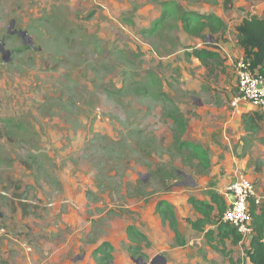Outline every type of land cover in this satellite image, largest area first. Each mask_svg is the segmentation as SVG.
Listing matches in <instances>:
<instances>
[{
  "label": "rangeland",
  "instance_id": "rangeland-1",
  "mask_svg": "<svg viewBox=\"0 0 264 264\" xmlns=\"http://www.w3.org/2000/svg\"><path fill=\"white\" fill-rule=\"evenodd\" d=\"M192 11L225 27L189 34ZM252 15L264 0H0V264H151L140 233L164 224L160 202L191 206L239 174L264 195V107L231 105L237 63L253 61L236 27ZM205 47L210 67L191 56ZM182 142L207 149L210 167ZM190 233L194 264H248L249 241L222 252Z\"/></svg>",
  "mask_w": 264,
  "mask_h": 264
},
{
  "label": "trees",
  "instance_id": "trees-1",
  "mask_svg": "<svg viewBox=\"0 0 264 264\" xmlns=\"http://www.w3.org/2000/svg\"><path fill=\"white\" fill-rule=\"evenodd\" d=\"M167 5V4H166ZM167 9H172L167 5ZM185 30L196 37L205 39L208 35L212 38L225 27L224 20L217 14H201L195 11L186 12L182 18ZM237 40L245 53L253 59L254 67L264 68V18L258 15H252L245 18L242 23L237 25ZM208 36V37H209ZM189 55V53H188ZM191 56L199 59L206 67H210L211 60L216 59L218 54L209 48H195L191 52ZM175 122L182 128L186 127L185 117L183 115L175 117ZM253 126H250L252 128ZM194 158L200 161V164L205 168L210 167L211 159L208 150L204 147L191 142H182ZM193 207L202 215L197 220L188 219L192 227L205 233V238L213 245V241L219 238L222 244H226V240H231L233 245H237L242 241V236L229 223L221 221L224 211L227 208V203L219 194H213L212 203L204 202L195 197L190 198ZM218 210L214 216V211ZM157 211L161 214L164 222H170V226L176 234V241L179 246L185 245V240L178 228V220L172 208L167 207V202H160ZM253 225L254 234L251 238L249 247L246 249V254L252 264H264V203L260 207H253ZM208 225H216L217 230H206ZM132 230V228H130ZM142 238L146 236L142 233ZM227 248L224 247V251ZM104 264H112L111 255L107 254L102 259Z\"/></svg>",
  "mask_w": 264,
  "mask_h": 264
},
{
  "label": "built area",
  "instance_id": "built-area-1",
  "mask_svg": "<svg viewBox=\"0 0 264 264\" xmlns=\"http://www.w3.org/2000/svg\"><path fill=\"white\" fill-rule=\"evenodd\" d=\"M239 61V95L231 105L236 106L240 101H248L264 107V70L254 67L253 61L248 59L242 58ZM225 194L228 205L221 221L234 227L241 234L243 241L251 239L254 234L252 208L260 207L264 203V195L259 192L254 181L243 174L236 175L226 188ZM1 218L0 214V221ZM6 236L7 228L0 223V246Z\"/></svg>",
  "mask_w": 264,
  "mask_h": 264
},
{
  "label": "crops",
  "instance_id": "crops-1",
  "mask_svg": "<svg viewBox=\"0 0 264 264\" xmlns=\"http://www.w3.org/2000/svg\"><path fill=\"white\" fill-rule=\"evenodd\" d=\"M233 180H234V178L230 182L227 183V185L225 186V191H226V188L228 187V185ZM219 191L217 193H221V194H219L220 196L223 195L222 198H224V200H226V203L228 205V200H227V196L225 194V191H224V194H223L222 191L221 192H219ZM212 197H213V194L210 197L209 196H206L205 198L200 197V199L197 198V197H195V198L199 199L201 201H204V202L212 203ZM178 205L181 206V207H178L177 205H174V208H173L174 210L173 209L172 210L174 211L175 216H176V218L178 220V228H179L180 232L182 233L183 227H186L187 236L184 237L183 233H182V236H183V238H184V240L186 242L185 245H184L186 247V249L183 250V251H185L187 254H184L185 252H179V251L176 250L177 247L174 246V244L175 245L177 244L176 234L173 231V229L171 228L169 221L167 220L166 222H164V220L162 219L161 214L159 213V214H156V216H157L155 218L156 223L159 220V221H161L162 223H164L166 225L168 224L166 227H163L164 224H162V226H159V224H158V229H157V225H156V231H157L156 234H155V232L151 233L148 229H142V233L146 236V239L149 238V241L151 243L150 247H145L146 245L144 244L143 245L144 248H142V251L144 253L145 252L146 253H150L151 248H153L156 251L158 250L156 252V254H153V255L150 254V256H149V260H150V262H153V264L159 258H160V260L163 261V264H194V260H196L195 259V251L192 248H190L191 241H192V243H194L193 242V238L189 239V235H194L193 233H190V231H193V232L196 233L197 230H195L192 227V225L188 221V219L195 221L198 218H200L202 215L193 207V205L189 206V205H186L184 203L183 204H178ZM182 207L183 208L185 207L187 212L190 213V214H193V216L191 218H189V216L185 215V217H184L182 215ZM155 209H157V207H155ZM217 213H218V210L216 209L214 211V216L217 215ZM184 218L190 224L188 222H184L185 226H183L182 223L184 221ZM209 229H212V230H215V231L217 230L216 225H208L206 227V230H209ZM198 232H201V231H198ZM202 233L204 234V237H205V233L204 232H202ZM217 240L219 241L218 237H217ZM229 241H230L232 247H235L232 244L231 240H229ZM229 241H226V242H229ZM246 241H249V244H250L251 239H248ZM240 242H239L240 244L245 243V241H243V240L240 241ZM238 244H237L238 247L241 246L240 244L239 245ZM222 245H223V249H224V247L229 249L228 247H226L227 244H222ZM184 246H179V247H184ZM248 247H249V245H248ZM223 249H222V252L231 251L230 249L229 250H225V251ZM139 257H142V259L144 260L145 264H149L148 262L145 261V259H144L145 257H143V256H139ZM133 258H135V257L132 256V260H134ZM52 261H53V259H51V262ZM118 261H119V264H133V263L129 262V260H128L126 255H124V256L121 255V257L119 258ZM112 262L114 263V261H112ZM134 262H135V260H134ZM248 264H252L250 259L248 261Z\"/></svg>",
  "mask_w": 264,
  "mask_h": 264
},
{
  "label": "water",
  "instance_id": "water-1",
  "mask_svg": "<svg viewBox=\"0 0 264 264\" xmlns=\"http://www.w3.org/2000/svg\"><path fill=\"white\" fill-rule=\"evenodd\" d=\"M13 24H14V21L12 22L11 25H13ZM16 32L17 31H11L12 34H14ZM17 33L20 34L21 36L27 35L26 32H23V33L22 32H17ZM0 50L4 53V60L5 61H9L11 59L10 58V51L4 49V46L3 45L0 47ZM133 259L135 260L136 264H145L144 263V260L142 259V257L133 258ZM151 263L153 264V262H151ZM112 264H114V263L112 262Z\"/></svg>",
  "mask_w": 264,
  "mask_h": 264
},
{
  "label": "flooded vegetation",
  "instance_id": "flooded-vegetation-1",
  "mask_svg": "<svg viewBox=\"0 0 264 264\" xmlns=\"http://www.w3.org/2000/svg\"><path fill=\"white\" fill-rule=\"evenodd\" d=\"M158 260H160V258L159 259H157L155 262H154V264L158 261Z\"/></svg>",
  "mask_w": 264,
  "mask_h": 264
}]
</instances>
